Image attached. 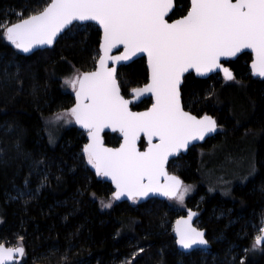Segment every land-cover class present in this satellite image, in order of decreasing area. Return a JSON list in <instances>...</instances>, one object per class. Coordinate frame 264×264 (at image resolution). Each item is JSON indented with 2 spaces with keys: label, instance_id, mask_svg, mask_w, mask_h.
I'll return each mask as SVG.
<instances>
[{
  "label": "trees",
  "instance_id": "16d2710c",
  "mask_svg": "<svg viewBox=\"0 0 264 264\" xmlns=\"http://www.w3.org/2000/svg\"><path fill=\"white\" fill-rule=\"evenodd\" d=\"M49 2L0 0V244L23 245L25 255L16 264H264V244L253 247L264 222V79L251 77V56L225 63L231 82L216 80L220 75L202 80L189 74L183 80L184 109L213 116L224 131L168 164L169 173L195 187L187 205H198L195 226L211 246L182 254L172 235L181 215L170 200L105 208L113 189L87 163L85 133L71 126L57 145L48 144L44 122L74 103L65 78L95 69L101 34L91 24H75L52 48L21 54L4 38L5 29ZM188 8V0H175L169 20ZM116 77L127 97L147 82L144 59L120 67ZM252 134L257 137L249 142ZM104 142L116 147L120 139L104 134ZM220 142L232 158L242 157L252 142L255 149V175L235 186L230 198L209 193L202 180L204 155Z\"/></svg>",
  "mask_w": 264,
  "mask_h": 264
},
{
  "label": "snow or ice",
  "instance_id": "6c2138e0",
  "mask_svg": "<svg viewBox=\"0 0 264 264\" xmlns=\"http://www.w3.org/2000/svg\"><path fill=\"white\" fill-rule=\"evenodd\" d=\"M173 7L174 0H51L43 11L4 31L7 41L27 53L34 46L51 45L73 21L94 20L102 27L98 68L65 78L76 96V103L65 111L87 130L84 156L98 176L111 178L115 199L127 195L136 200L160 193L182 202L190 190L178 176L166 171L165 162L218 125L211 116L184 111L178 87L183 73L190 68L201 74L221 69L226 80H233V73L220 64V58L251 49L252 68L264 76V0H190L187 14L170 23L166 16ZM117 45H123L124 52L109 57ZM137 52L147 53L150 82L132 92L137 96L150 92L154 98L144 112L129 109V101L120 94L115 68L107 67L109 59L127 60ZM105 127L118 128L123 134L119 148L103 144L100 132ZM140 133L150 141L144 152L136 147ZM152 137H158V143L152 144ZM103 206L111 207V202ZM193 215L189 211L187 218L176 221V243L184 249L209 243L205 233L190 223ZM260 233L264 234V227ZM262 242L264 235H257L253 247ZM17 254L25 255L22 244H0V264H9Z\"/></svg>",
  "mask_w": 264,
  "mask_h": 264
},
{
  "label": "water",
  "instance_id": "95a60500",
  "mask_svg": "<svg viewBox=\"0 0 264 264\" xmlns=\"http://www.w3.org/2000/svg\"><path fill=\"white\" fill-rule=\"evenodd\" d=\"M189 2V7H190V0H188ZM234 2V0H233ZM51 3V0L50 2ZM174 8H175V0H174V7L173 9L169 10V13L168 15L166 16V19L171 23V21L169 20L172 12L174 11ZM189 9V8H188ZM43 11V10H42ZM188 11V10H187ZM187 14V12L185 13V15ZM179 19V18H177ZM176 20V19H174ZM19 22V21H18ZM16 22V23H18ZM86 25V24H91L93 26H95L99 31H100V43L102 41V37H103V29L102 27L100 26V24L97 22V21H94V20H86V21H73L70 25L66 26L64 29H62L58 34L57 36L54 38L53 40V43L51 45H37V46H34L29 52L25 53L23 52L21 49H17L21 54L25 55V56H30L32 55L33 53L35 52H38V51H43V50H46V49H50L52 48L57 40L59 39L60 36H62L65 32H67L73 25ZM8 43L11 44V42L7 41ZM14 46V45H13ZM15 47V46H14ZM124 52V47L123 45H117L116 47L112 48L111 51L108 53V56L109 57H116V56H119L121 53ZM243 53H247L251 56V62L249 64V71H250V75L253 79H256V80H263L264 79V76H260L258 74V72H254L253 68H252V61L254 59V54L252 53V50L251 49H242L240 52H238L235 56H232V57H221L220 58V64L223 66V67H226L228 69H230L228 66L225 65L226 62L228 61H234L236 58H238L241 54ZM102 54L101 52V49H100V44H99V56H98V59L96 61V64H95V69L92 70V71H95L97 68H98V60H99V57L100 55ZM139 59H144L145 61V68H146V71H147V82L146 84H148L150 82V70H149V66H148V56H147V53L146 52H137L135 53L134 55H130L129 58L127 60H112V59H109L107 61V67L109 68H115V78H116V81H117V84L119 86V83H118V80H117V77H116V74H117V70L122 67V66H128L130 65L131 63H133L134 61L136 60H139ZM90 71V72H92ZM231 71V70H230ZM232 72V71H231ZM233 73V72H232ZM189 74H192L195 78L197 79H202V80H205L207 78H209L210 76H214V75H220L221 77H223L225 79V75H224V72L221 70V69H214L210 72H207V73H197V71L193 68H190L188 69L185 73H183V75L181 76V83L180 85L178 86L179 87V91H180V99H181V87H182V84H183V80L185 78V76L189 75ZM226 80V79H225ZM146 84H144L143 86L141 87H138V88H143ZM119 89H120V86H119ZM120 94L122 95L121 93V89H120ZM123 96V95H122ZM72 97H73V105L76 103V96H75V91L74 93L72 94ZM126 100L129 101V109L132 111V112H144L146 111L147 109L151 108L152 104L154 103V98L152 96V93L150 92H144L142 95H139L137 96L135 93H133L132 91L130 92L129 94V97H125L123 96ZM147 99H150L151 103L150 105L148 106V108L144 109V110H140V111H136V110H133L132 109V106L133 105H138L140 104L142 101L144 100H147ZM181 106L183 107V104H182V99H181ZM184 109V107H183ZM184 111L186 112H189L187 110L184 109ZM194 115V114H193ZM207 115V114H205ZM204 116V115H203ZM208 116H211V115H208ZM214 120L215 118L213 116H211ZM73 121H74V124H75V127L77 129H79L81 132L85 133L86 135V143H88V134H87V130L84 129L81 125L77 124L73 118ZM216 121V120H215ZM217 123V122H216ZM218 125V124H217ZM218 133V127L217 129L214 131V132H211V133H207L205 134V137L204 139H195V140H192L189 142L188 146L186 148H181L178 152H174L172 153L168 160L165 162V169L166 171L169 173L167 167H168V164L169 162H171L172 160H174L175 158L181 156V155H185L189 149H191L192 147L194 146H197L199 144H203L205 141H207L208 139H211L213 137H215ZM104 134H117L119 139H120V142L119 144L116 146V147H110V146H107L104 142ZM100 136L102 137V141H103V144L108 147V148H119L121 143L123 142V134L119 131V129H113L112 127H105L101 130L100 132ZM143 141L144 143V147L142 148L140 146V141ZM151 143L152 144H155V143H158V137H152L151 138ZM150 146V141H149V137L146 136L144 133H140L139 135V138L137 139L136 141V147L137 149L140 151V152H144L146 151ZM91 169L94 173V175L100 179H102L104 182L108 183L111 185L112 189H113V192L116 191V188H115V185L113 184L112 180L110 177H107V176H98L96 174V170L95 168L92 167L91 165ZM170 175H174L172 173H169ZM177 176V175H176ZM179 177V176H178ZM180 178V177H179ZM181 179V178H180ZM182 180V179H181ZM183 181V180H182ZM160 183H164V178L161 177L160 178ZM184 183V182H183ZM113 197V196H112ZM116 203H124V202H130L132 201L133 199H130L127 195H123L121 196L120 198L118 199H115ZM174 198H169V197H166L160 193H149L147 196H144V197H140L136 200H138L140 203H144V202H147V201H150V200H159V201H167V200H172ZM189 211L195 213V215L192 216L191 218V221L190 223L192 224L193 227L197 228L195 226V222L198 220V217H199V214L197 211H194V210H191V209H188L186 211V214L184 216H181L183 218H187L188 215H189ZM181 217H179L178 219H176L173 223V228H172V235H173V238L175 239V245H176V248L177 250L182 253V254H189L193 251H208L210 249V243H208L207 246H204V245H194L191 249H184L182 248L179 244L176 243V231H175V228H176V221L179 220ZM263 227H264V222H263ZM199 229V228H197ZM202 230V229H200ZM204 233L205 231L202 230ZM259 235H264L262 233H259ZM205 238H206V233H205ZM264 244V242H262L261 244H258L257 246L258 247H261L262 245ZM5 247H12V246H6ZM23 257H20L18 254L16 255L15 259L13 261H10L9 264H16V263H19L21 260H22ZM37 264H41V263H37Z\"/></svg>",
  "mask_w": 264,
  "mask_h": 264
},
{
  "label": "rangeland",
  "instance_id": "374dc122",
  "mask_svg": "<svg viewBox=\"0 0 264 264\" xmlns=\"http://www.w3.org/2000/svg\"><path fill=\"white\" fill-rule=\"evenodd\" d=\"M75 74H73L72 76H74ZM223 79L224 78L221 76L216 78V80L218 81ZM227 81L231 82L232 80ZM65 89L72 94L74 93L73 88L69 84ZM129 94L127 97H129ZM71 126H75V124L73 118H71L66 113V111H62L47 119L44 122V134L47 138L48 144L50 146L57 145L64 131ZM223 131V128H218V132ZM256 137L257 135L255 134L247 136L249 142L252 139L254 140ZM238 144L239 143H236L234 144V146H237ZM226 149H229L228 145L226 146L222 142H220L219 147L206 152V155H204L206 164H203L204 168H202V180L205 182L209 193H218L223 198H230L232 195V190L235 186L244 185L255 175V149L253 148L252 142L249 148H247V152L244 151V155H242V157L240 158H232L228 153H226ZM210 168L212 169L210 170ZM183 184L185 186H190V190L185 193L182 202L175 198L170 200L172 205H174L176 209L179 210L178 212L181 216H184L188 209L197 211L198 214H200L198 205H187V200L191 198L195 193V187L193 185H187L185 183ZM200 199L202 198H199V200ZM109 202H111V204L115 202L112 196L107 200V204Z\"/></svg>",
  "mask_w": 264,
  "mask_h": 264
},
{
  "label": "flooded vegetation",
  "instance_id": "af4514ba",
  "mask_svg": "<svg viewBox=\"0 0 264 264\" xmlns=\"http://www.w3.org/2000/svg\"><path fill=\"white\" fill-rule=\"evenodd\" d=\"M200 145V144H199Z\"/></svg>",
  "mask_w": 264,
  "mask_h": 264
}]
</instances>
